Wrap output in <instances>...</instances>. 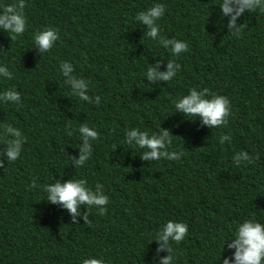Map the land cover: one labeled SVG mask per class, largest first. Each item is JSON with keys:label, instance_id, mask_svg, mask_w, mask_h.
<instances>
[{"label": "trees", "instance_id": "trees-1", "mask_svg": "<svg viewBox=\"0 0 264 264\" xmlns=\"http://www.w3.org/2000/svg\"><path fill=\"white\" fill-rule=\"evenodd\" d=\"M15 2L0 0V12ZM222 2L25 0L26 31L11 40L0 30V66L13 74L0 76V94L14 87L21 95L20 105L0 101V126L11 124L27 137L14 162L0 140V264H82L88 258L160 264L169 252L157 256L155 238L169 220L188 225L185 239L172 242L174 264H223L234 257L226 244L239 224H264V11H245L236 36ZM156 3L165 6L160 35L189 45L179 56L146 37L148 27L135 19ZM47 27L58 29L60 38L41 53L33 37ZM170 60L181 65L174 79L146 80L148 67L159 63L162 73ZM64 61L73 65L71 77L89 82L93 103L64 83ZM193 87L228 97L227 126L210 128L176 111L173 101ZM85 123L100 138L91 141L90 159L76 167L67 157L80 158L78 129ZM133 128L168 131V150L183 155L141 159L145 149L125 142ZM221 135L231 139L221 144ZM240 151L253 162L237 165L233 157ZM73 178L86 179L93 190L104 186L110 201L104 216L81 205L73 219L47 200L44 186Z\"/></svg>", "mask_w": 264, "mask_h": 264}, {"label": "clouds", "instance_id": "clouds-1", "mask_svg": "<svg viewBox=\"0 0 264 264\" xmlns=\"http://www.w3.org/2000/svg\"><path fill=\"white\" fill-rule=\"evenodd\" d=\"M25 7V0H16L13 4L5 5L3 11L0 12V30L10 33L11 40H15L17 36L22 35L26 31ZM219 8L224 16L229 17V31L233 35L239 36L243 25L237 27L236 20L245 11L251 12L256 9L264 11V0H223ZM164 12L165 6L161 3H156L146 11L138 12L135 19L148 27L149 31L146 33V37L151 40L158 39L164 48L170 49L173 55L179 56L181 53L188 51L189 45L186 42L168 39L160 35L161 29L157 21L162 18ZM59 38V30L53 27L37 31L33 37L34 44L39 48L41 53L49 52ZM72 66L67 61L60 64L63 76L68 77V80L64 81V83L71 84L72 94L80 100L93 103L91 96L88 95L89 82L83 78H75L69 75L73 71ZM158 68L159 63L153 67H148L146 80L149 82L157 80L164 82L171 81L180 72L181 65L175 60H170L167 65V71L161 73L157 71ZM0 76L7 79L13 78V74L6 66H0ZM0 101L20 105L21 95L13 87L0 94ZM95 103L97 105L100 104L99 96H96ZM173 103L176 111L184 114V116H197L210 128L227 126L228 118L231 115V105L228 97L212 93L208 88H203L202 90H198L196 87L190 88L188 94L178 97ZM0 127L4 128L3 133H0V140L6 145V156L8 161L14 162L20 157L22 146L26 143L27 137L11 124ZM78 131L82 140L80 158L77 160L74 157H67V159H71L76 167H81L93 154L91 141L98 140L100 134L94 128H90L87 123L80 125ZM67 134L72 135V132L67 131ZM172 139L173 137L170 136L169 132L162 129H159L157 133L150 134L148 131L133 128L127 130L125 133V142L140 149H145L141 155V159L148 161H159L161 159L170 161L179 160L183 155L182 152L168 150ZM229 139H231L230 136L221 135L220 143L223 144L225 140ZM113 147L115 149V146ZM233 159L237 165H240L241 162H253V158H250L244 151L236 153ZM0 167H3L2 163H0ZM30 187H37L35 179H33ZM103 187L102 184L97 183L95 190H93L88 187L86 179L73 178L63 184L57 179L55 183L44 186V191L47 193V200L49 202L66 208L73 219H75L80 214L79 209L81 205L97 207L100 216L106 214L107 209L105 206L110 201L109 197L104 194ZM83 218L87 221V214ZM187 235L188 225L183 222L169 220L162 226L155 238L161 245L157 249V256L160 251L164 250H167L169 255L161 259L160 264H174L175 256L174 249L171 246L172 242L179 245ZM226 245L229 249H234L235 252L234 257L224 259L223 264H264V224L253 219L245 220L238 225L235 237ZM82 264H105V261L98 258H88L84 259Z\"/></svg>", "mask_w": 264, "mask_h": 264}]
</instances>
